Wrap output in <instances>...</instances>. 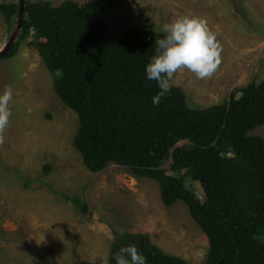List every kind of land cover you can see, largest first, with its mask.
<instances>
[{"label": "trees", "instance_id": "trees-1", "mask_svg": "<svg viewBox=\"0 0 264 264\" xmlns=\"http://www.w3.org/2000/svg\"><path fill=\"white\" fill-rule=\"evenodd\" d=\"M126 1L70 0L54 6L26 0L22 32L1 58L16 55L22 42L38 48L55 74L56 94L78 114L75 146L87 169L96 173L112 164L126 167L157 181L167 207L184 202L209 238L206 264H264V138L249 135L264 125V79L203 109L191 108L183 89L172 86L154 106L159 88L147 79L146 65L155 54V40L164 34L131 29L114 37L106 15ZM0 12L13 30L20 0H0ZM181 141L191 146H179ZM50 171L46 165L44 173ZM22 178L26 188L35 182ZM40 182L82 214L89 213L80 196ZM189 182L201 186L204 198ZM129 245L143 253L147 264H189L143 233L117 235L109 264Z\"/></svg>", "mask_w": 264, "mask_h": 264}, {"label": "rangeland", "instance_id": "rangeland-1", "mask_svg": "<svg viewBox=\"0 0 264 264\" xmlns=\"http://www.w3.org/2000/svg\"><path fill=\"white\" fill-rule=\"evenodd\" d=\"M32 1L60 6L70 0ZM182 15L205 19L221 47L211 78L198 80L187 70L174 78L173 86L183 89L191 108L224 103L234 90L264 79V0H127L106 18L112 35L120 38L131 29L161 31ZM12 31L0 12V50ZM54 82L55 74L28 42L16 55L0 58V92L10 87L14 93L10 123L0 132V264H103L106 257L109 264L114 241L124 233L147 234L167 253L206 264L209 238L184 202L167 207L157 181L126 167L87 169L75 146L78 114L56 94ZM249 135L264 138V125ZM22 177L35 182L26 188ZM40 180L80 196L89 213L55 196ZM188 186L204 198L198 183Z\"/></svg>", "mask_w": 264, "mask_h": 264}, {"label": "clouds", "instance_id": "clouds-1", "mask_svg": "<svg viewBox=\"0 0 264 264\" xmlns=\"http://www.w3.org/2000/svg\"><path fill=\"white\" fill-rule=\"evenodd\" d=\"M163 38L155 40V54L146 65V77L155 81L159 91L152 103L159 107L162 100L171 92L178 72L187 70L198 80L211 78L220 64L221 47L216 34L207 21L195 15H182L161 29ZM12 88L0 92V132L10 123L13 101ZM112 259L115 264H147V258L134 245L120 249ZM103 264H108L104 258Z\"/></svg>", "mask_w": 264, "mask_h": 264}, {"label": "water", "instance_id": "water-1", "mask_svg": "<svg viewBox=\"0 0 264 264\" xmlns=\"http://www.w3.org/2000/svg\"><path fill=\"white\" fill-rule=\"evenodd\" d=\"M25 7H26V0H20V12L17 23L10 35L7 45L2 50H0V58L8 55V53L11 51L13 45L15 44L16 40L18 39V37L22 32V28L25 20Z\"/></svg>", "mask_w": 264, "mask_h": 264}]
</instances>
